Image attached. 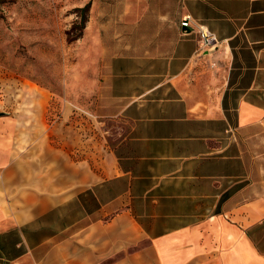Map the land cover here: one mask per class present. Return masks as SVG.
<instances>
[{"label": "crops", "instance_id": "1", "mask_svg": "<svg viewBox=\"0 0 264 264\" xmlns=\"http://www.w3.org/2000/svg\"><path fill=\"white\" fill-rule=\"evenodd\" d=\"M77 45L59 120L0 105V264H264V0H95Z\"/></svg>", "mask_w": 264, "mask_h": 264}, {"label": "rangeland", "instance_id": "2", "mask_svg": "<svg viewBox=\"0 0 264 264\" xmlns=\"http://www.w3.org/2000/svg\"><path fill=\"white\" fill-rule=\"evenodd\" d=\"M93 1L67 0V12L53 18V27L49 26L52 30L47 31L33 23L40 16L45 17L50 6L56 9L52 3L49 6L47 0H0V105H4L5 98L18 95L19 90L34 87L30 81L34 78L58 95L51 105L53 121L59 120L62 105L76 106V98L63 95L66 90L76 91L79 69L88 65L80 59L77 43L84 36L85 18L88 20L91 15ZM93 14L102 16L109 12L97 7ZM102 137H106L104 129Z\"/></svg>", "mask_w": 264, "mask_h": 264}, {"label": "built area", "instance_id": "3", "mask_svg": "<svg viewBox=\"0 0 264 264\" xmlns=\"http://www.w3.org/2000/svg\"><path fill=\"white\" fill-rule=\"evenodd\" d=\"M192 18L190 16L184 17L181 25L182 27H193ZM194 28V27H193ZM198 35L199 49L201 52L211 51L217 44L216 36L209 31V29L202 24H197L194 29Z\"/></svg>", "mask_w": 264, "mask_h": 264}, {"label": "trees", "instance_id": "4", "mask_svg": "<svg viewBox=\"0 0 264 264\" xmlns=\"http://www.w3.org/2000/svg\"><path fill=\"white\" fill-rule=\"evenodd\" d=\"M87 7H88V6H87ZM87 7H85V10H86ZM86 21H87V19L85 18V23H86Z\"/></svg>", "mask_w": 264, "mask_h": 264}]
</instances>
